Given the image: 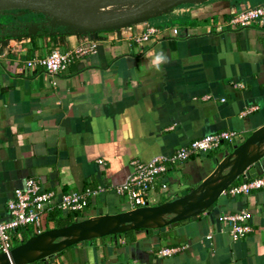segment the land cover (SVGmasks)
<instances>
[{"label":"crops","instance_id":"1","mask_svg":"<svg viewBox=\"0 0 264 264\" xmlns=\"http://www.w3.org/2000/svg\"><path fill=\"white\" fill-rule=\"evenodd\" d=\"M11 1L0 9L30 4ZM261 4L264 0L183 1L146 19L149 12L133 15V22L103 23L91 16L72 21L38 11H0V214L28 178L58 195L115 187L130 175L133 161L148 162L202 137L235 132L233 142L171 167L163 176L167 188L157 186L147 207L179 198L206 179L205 185L226 151L264 126V23L245 28L231 23ZM47 8L59 17L76 16L67 8ZM148 30L155 34L136 43ZM90 43L97 46L95 54L56 76L25 68V62L53 50L65 53ZM157 56L159 70L153 64ZM257 148L259 154L241 170L264 153ZM263 172L264 155L232 184ZM130 210L108 191L91 198L81 215L85 220ZM242 211L249 213L253 231L233 243L229 225L218 218ZM129 214L84 239L123 230L119 220L127 229L142 223L123 221ZM80 237L56 238L50 252ZM176 247L184 249L170 257L157 254ZM31 264H264V189L234 198L223 192L196 217L77 243Z\"/></svg>","mask_w":264,"mask_h":264},{"label":"built area","instance_id":"2","mask_svg":"<svg viewBox=\"0 0 264 264\" xmlns=\"http://www.w3.org/2000/svg\"><path fill=\"white\" fill-rule=\"evenodd\" d=\"M253 22L264 23V5L248 7L236 14L231 23L241 28L248 27ZM154 30H148L145 34L137 37L138 44L148 41ZM177 34V30H173ZM95 43L80 45L69 52L51 51L48 55L25 62V68L35 70L41 68L50 76L63 73L76 60L96 53ZM237 134L232 131H222L214 135H208L194 140L180 147L170 155H160L148 162L133 161L132 171L121 185L115 187L97 186L88 188L82 192H70L57 194L52 190L45 189L42 184L34 179L25 180L22 188L15 189L11 199L6 203L4 214H0V254L9 253L15 244L24 239L23 231L30 229L34 234L45 232L47 228L46 218L48 214L60 211L63 213L83 212L89 200L98 195L113 191L122 197L131 209L148 206L149 196L157 186L165 190L167 184L163 176L168 170L188 161L194 156L206 154L217 149L224 142H233ZM102 163V162H99ZM264 189V172L255 178H248L239 184L230 185L224 193L229 197L248 196L253 191ZM250 215L246 211L234 215H224L218 218L219 222L227 223L230 227V239L233 243L246 238L252 233ZM208 235L206 240H210ZM183 247L165 248L158 251L161 257H170Z\"/></svg>","mask_w":264,"mask_h":264},{"label":"bare ground","instance_id":"3","mask_svg":"<svg viewBox=\"0 0 264 264\" xmlns=\"http://www.w3.org/2000/svg\"><path fill=\"white\" fill-rule=\"evenodd\" d=\"M5 1L7 0H0V3L5 2ZM67 1L74 2L73 0H67ZM51 2L53 1L30 0V4L23 3L20 5H17L16 7L22 8V7L36 5L38 3L48 4ZM85 6H88V5H85ZM46 7H51V6H46ZM85 9H86L85 7H81V8L68 7L67 12L71 13L72 15H78L80 13H83ZM257 145H258V148L261 147L260 149H262V151L264 152V131H261L260 133L256 134L245 145H241L240 148L237 150L236 154L232 158H229L228 160H226L221 166V169L218 170L217 173L213 174L212 178L209 179L208 182L204 183L205 185L200 186L192 195L186 197L181 202H178V206L175 208V211L178 212L176 213L177 218L187 217V216H191L196 213L202 212L203 209L207 206V204L217 195V193L231 180V178L235 174H237L241 170L245 162L249 159L252 160L253 158H255L256 155L259 154V153H254L255 147ZM226 164L229 169L227 171L228 173L222 174V172L225 171L226 169V167L224 166ZM201 200H204V202L201 203ZM169 207L170 205H164L158 209H147L143 211L132 212L131 214H129L122 220L126 222H131V223H136L137 221L139 222V220H142V223L138 226H145V227H147L146 224L160 225L167 218H169V217L163 216V211ZM114 219L115 218H109V219H99V218L94 219L93 218L91 219L93 220L91 222L79 223V224L73 225L72 227L66 229L65 231H61V232L49 231L46 233V235H44V238L37 237V240L33 242L29 241L26 245L16 249L15 251L9 252L7 254H1L0 264H25V263L33 262L32 260L45 256L51 250L54 249L53 246H51V243L53 241H56V238L58 235L66 234L65 236H71L74 238L78 236H83L78 239H75V241L82 240L84 239V237L90 236L97 229H107L106 227H109V228L113 227V224L115 223ZM118 223L121 224L123 230H128V229L133 228L131 227L127 229L126 228L127 226L125 225V223H123L120 220ZM94 228L96 230H94ZM123 230H120V231H123ZM66 239H69V238H66ZM66 242L67 241L63 242L62 247L65 246L64 244ZM42 243H43L42 247H39ZM51 253L52 252H50L49 254Z\"/></svg>","mask_w":264,"mask_h":264},{"label":"water","instance_id":"4","mask_svg":"<svg viewBox=\"0 0 264 264\" xmlns=\"http://www.w3.org/2000/svg\"><path fill=\"white\" fill-rule=\"evenodd\" d=\"M125 0H121V2H124ZM189 1H192V0H189ZM89 2H91V0H88L86 3H80L79 4V2H76V1H74V2H68V1H63V0H58V1H53V2H51V3H48V4H46V3H38V4H36V5H32V6H28V7H22V8H17V7H7V8H4V9H0V11H6V10H20V11H25V10H27V11H38V12H41V13H44V14H46L45 12H43V11H41V8H43V9H45V7L46 6H51V7H55V8H60V9H63V8H68V7H73V8H81V7H83V6H85V5H87ZM154 2H155V0H154ZM150 3H153V2H151V0H150V2H149V4ZM46 10V9H45ZM47 11V10H46ZM48 12V11H47ZM145 12V11H144ZM144 12H140V10L139 11H137V12H134L133 13V15H135V14H139V13H144ZM48 13H50V12H48ZM51 14V13H50ZM47 15V14H46ZM132 15V16H133ZM48 16H50V15H48ZM131 16V17H132ZM50 17H55V18H60V19H67V20H72V21H77V20H81V19H74V18H65V17H59V16H56V15H53L52 14V16H50ZM131 17H130V20H131ZM85 18H87V17H84V18H82V19H85ZM119 19H123L124 20V17L123 16H119V17H116V18H109V19H107V20H105V21H108V22H115V21H117V20H119ZM109 20H111V21H109ZM104 21H101V23H103ZM108 22H106V23H108ZM131 22H133L132 20H131ZM262 130H264V126L262 127V128H260L259 130H257V131H255L246 141H244V143L245 142H247L250 138H252L253 136H255V134H257L258 132H260V131H262ZM243 143V144H244ZM243 144H241V145H243ZM241 145H236V146H233L232 147V152L231 153H229V152H227L226 151V153L224 154V157H223V159L217 164V166L215 167V170L213 171V173L209 176V178L213 175V174H215V173H217L218 172V170H220L221 169V166L223 165V163L226 161V160H228L229 158H232L235 154H236V152H237V150L240 148V146ZM264 155V153L261 155V156H263ZM260 156V157H261ZM260 157H258L255 161H253V162H251V163H249L248 165H246L239 173H237L218 193H217V195L207 204V206L203 209V211L202 212H200V213H196V214H194V215H191V216H187V217H182V218H177V215H176V213H178V212H176L175 211V208L178 206V202H181L183 199H185L186 197H188V196H190V195H192L200 186H201V184L206 180H204L201 184H199L196 188H194V189H192V190H190L187 194H185V195H183V196H181V197H179V198H176V199H174V200H172V201H170V202H167V203H165V204H162V205H158V206H152V207H143V208H138V209H134V210H130V211H126V212H122V213H118V214H113V215H100V216H95V217H93L94 219H97V218H99V219H107V218H116V217H121V216H123V215H126L127 213H132V212H137V211H143V210H147V209H158V208H160V207H162V206H164V205H170V207L169 208H167V209H165L164 211H163V216H166V217H169L170 218V220H168V222L166 223V224H164V225H161V226H159V227H145V226H138V227H133V228H131V229H128V230H123V231H115V232H112V233H106V234H104V235H101V236H98V237H93V238H89V239H82V240H76V241H73V242H71V243H69V244H67V245H65L64 247H62V248H60V249H58V250H56V251H54V252H52L51 254H49V255H47V256H45V257H42V258H39V259H37V260H35V261H38V260H40V259H44V258H46V257H49V256H51V255H53V254H56V253H59V252H61V251H63V250H65L66 248H68V247H70V246H72V245H75V244H77V243H81V242H86V241H90V240H93V239H96V238H100V237H105V236H111V235H117V234H122V233H126V232H129V231H134V230H146V231H148V230H153V229H160V228H163V227H166V226H168V225H170V224H172V223H176V222H180V221H183V220H187V219H189V218H192V217H196V216H198V215H200L201 213H203L204 211H206L216 200H217V198L241 175V174H243V172L244 171H246L250 166H252ZM92 218H89V219H85V220H81V221H75L74 223H72V224H70V225H68V226H66V227H62V228H56V229H50V230H48V231H45L44 233H47V232H49V231H58V232H61V231H65L66 229H68V228H70V227H72L73 225H76V224H78V223H83V222H86L87 220L89 221V220H91ZM66 235V234H65ZM64 234H61V235H58L57 236V239H60V241H63L64 239H66ZM38 235H36V236H34V237H32V238H35V237H37ZM32 238H30V239H28V241H26L25 243H23V244H21V245H19V246H17V247H15V248H13L10 252H12V251H15L16 249H18V248H20V247H22V246H24V245H26ZM35 261H33V262H35ZM33 262H29V263H25V264H31V263H33Z\"/></svg>","mask_w":264,"mask_h":264},{"label":"rangeland","instance_id":"5","mask_svg":"<svg viewBox=\"0 0 264 264\" xmlns=\"http://www.w3.org/2000/svg\"><path fill=\"white\" fill-rule=\"evenodd\" d=\"M34 1H38V0H34ZM45 1H58V0H45ZM63 1H67V0H63ZM73 1L79 2L80 4V3H86L88 0H73ZM183 1H189V0H155V2L154 0H151V2L153 3L150 4H149L150 0H125L124 2H121V0H91V2L87 4L88 6L85 9L86 12L83 11V13H80L72 18L82 19L84 17L91 16L92 19L105 21L109 18H116L119 16H123L125 21H131L130 17L133 15V13L140 10V12H144V11L149 12L148 16L144 18L146 19L150 16L159 15L165 11H168L169 8H171L174 4ZM192 1H196V0H192ZM11 3L12 1L8 0L7 2L1 4L0 8L4 7L5 5L6 6L10 5ZM45 9L48 12H50L49 8L45 7ZM45 9L41 8V11L45 12L47 15L52 16V13L51 12H50L51 14L48 13ZM93 14H96V17L92 16ZM134 19H138V18L136 17ZM51 227L54 226L52 224H48L45 231L52 229Z\"/></svg>","mask_w":264,"mask_h":264},{"label":"trees","instance_id":"6","mask_svg":"<svg viewBox=\"0 0 264 264\" xmlns=\"http://www.w3.org/2000/svg\"><path fill=\"white\" fill-rule=\"evenodd\" d=\"M261 5H264V4H261ZM261 5H258V6H261ZM4 12H6L7 14H10L9 13V10H6ZM24 12H27V10H25ZM29 15H30L29 16L30 18H32V17L35 18V19H40L41 18V15L40 14H30L29 13ZM88 205H89V203H88ZM82 213L83 212H78V213H65V214H63L60 211H55V212H52V213L48 214V216L46 218V225L53 224L54 229L66 227V226L74 223L75 221L82 220L84 218L81 215ZM126 233H128V232H126ZM126 233H124V234H126ZM23 234H24L23 241L21 243L15 244V247H17L16 245L19 246V245L25 243L26 241H28V239H30V238H32V237H34V236L37 235V234L32 233L30 229L23 231Z\"/></svg>","mask_w":264,"mask_h":264},{"label":"clouds","instance_id":"7","mask_svg":"<svg viewBox=\"0 0 264 264\" xmlns=\"http://www.w3.org/2000/svg\"><path fill=\"white\" fill-rule=\"evenodd\" d=\"M161 59H162L161 56H157V58L153 61V64L157 67V70H159Z\"/></svg>","mask_w":264,"mask_h":264}]
</instances>
